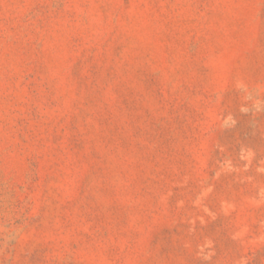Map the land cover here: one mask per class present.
Instances as JSON below:
<instances>
[{
    "label": "rangeland",
    "instance_id": "1",
    "mask_svg": "<svg viewBox=\"0 0 264 264\" xmlns=\"http://www.w3.org/2000/svg\"><path fill=\"white\" fill-rule=\"evenodd\" d=\"M0 264H264V0H0Z\"/></svg>",
    "mask_w": 264,
    "mask_h": 264
}]
</instances>
